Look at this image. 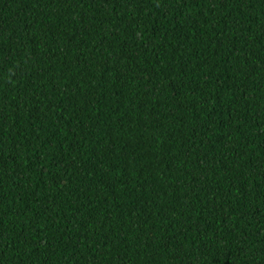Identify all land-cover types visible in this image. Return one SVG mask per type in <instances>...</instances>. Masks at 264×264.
<instances>
[{
    "label": "trees",
    "instance_id": "16d2710c",
    "mask_svg": "<svg viewBox=\"0 0 264 264\" xmlns=\"http://www.w3.org/2000/svg\"><path fill=\"white\" fill-rule=\"evenodd\" d=\"M0 264H264V0H0Z\"/></svg>",
    "mask_w": 264,
    "mask_h": 264
}]
</instances>
